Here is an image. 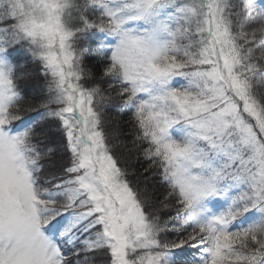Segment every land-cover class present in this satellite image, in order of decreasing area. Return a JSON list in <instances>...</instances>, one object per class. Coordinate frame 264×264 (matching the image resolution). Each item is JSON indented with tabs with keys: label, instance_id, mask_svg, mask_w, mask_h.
<instances>
[{
	"label": "snow or ice",
	"instance_id": "1",
	"mask_svg": "<svg viewBox=\"0 0 264 264\" xmlns=\"http://www.w3.org/2000/svg\"><path fill=\"white\" fill-rule=\"evenodd\" d=\"M0 264H264V0H0Z\"/></svg>",
	"mask_w": 264,
	"mask_h": 264
},
{
	"label": "trees",
	"instance_id": "2",
	"mask_svg": "<svg viewBox=\"0 0 264 264\" xmlns=\"http://www.w3.org/2000/svg\"><path fill=\"white\" fill-rule=\"evenodd\" d=\"M108 115L110 117H116V112L115 111L109 112ZM117 119H120V117H117ZM121 128L123 129V134L121 139L124 140V142L130 144L131 137L134 134V129L132 127V118L130 114L126 113L122 115ZM120 163L122 167H124L126 164L129 169H135L136 177H130V179H132L134 184L139 183L141 186L147 184L149 194L154 195L159 200H163L165 190L161 185L157 183L159 178L155 175L145 173L144 171L148 167L149 162L144 158L143 153H139V154L133 153L131 156L125 153L124 158H120ZM144 175L149 176L147 181L143 179ZM161 212L162 214L167 216V210L161 209ZM176 223L179 224V222ZM177 231L178 228L171 230L169 235L171 237H174Z\"/></svg>",
	"mask_w": 264,
	"mask_h": 264
}]
</instances>
